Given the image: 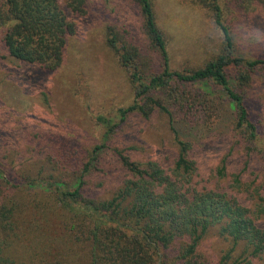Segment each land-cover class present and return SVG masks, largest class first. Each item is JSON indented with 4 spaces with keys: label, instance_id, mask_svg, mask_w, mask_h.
<instances>
[{
    "label": "trees",
    "instance_id": "trees-1",
    "mask_svg": "<svg viewBox=\"0 0 264 264\" xmlns=\"http://www.w3.org/2000/svg\"><path fill=\"white\" fill-rule=\"evenodd\" d=\"M87 1L2 0L0 25L5 27L2 40L7 54L44 70L57 68L62 63L67 39L75 31L63 6L84 16L88 13ZM135 1L150 44L162 57V70L144 81L139 69V48L123 43L117 49L118 55L124 66L133 68L136 100L118 109V121L113 117L97 118L104 126L102 143L90 150L89 160L74 171L72 182L66 184L57 173L46 172L43 167L29 173L21 184L0 177V264H63L50 255L55 253L52 250L56 240L68 244L60 250L64 261L68 259L64 264H246L250 263V256L263 251L264 229L248 208L225 191L193 180L197 165L191 152L199 133L216 140L221 117L228 108L235 114L234 130L239 129L247 142L256 140V125L243 96L230 85L225 68L230 64L244 66L246 71L238 73V80L240 85H246L251 73L264 67V57L246 59L235 55L233 36L222 19L221 8L217 0H208L213 21L223 35V50L201 67L173 70L151 0ZM248 1L264 6V0ZM111 35L109 46L116 48L115 34ZM208 81L222 90L225 104L214 102L210 91L201 93L197 89ZM154 113L168 119L176 148L172 166L134 159L124 148L117 147L112 151L118 163H100L110 137L129 116L150 118ZM194 130L198 132L195 138ZM7 151L14 162L13 155L16 157L18 152ZM5 168L0 163V175L6 173ZM224 168L221 165L219 171ZM102 177L114 183L113 194L108 198L99 194L104 188ZM54 221L62 228L60 234L52 228ZM212 230L233 244L218 263L199 249ZM50 237L54 240L50 241ZM243 242L247 247L234 257L232 251ZM70 255L74 263H69Z\"/></svg>",
    "mask_w": 264,
    "mask_h": 264
},
{
    "label": "rangeland",
    "instance_id": "rangeland-1",
    "mask_svg": "<svg viewBox=\"0 0 264 264\" xmlns=\"http://www.w3.org/2000/svg\"><path fill=\"white\" fill-rule=\"evenodd\" d=\"M2 3L0 0V10ZM217 3L233 36L235 55L246 59L264 57V6L248 0ZM151 4L156 23L165 35L171 69L201 67L222 52L223 35L213 21L208 0H151ZM63 8L74 22L75 31L67 39L62 63L53 70L11 58L2 40L5 27L0 25V163L6 165V173L0 177L13 184L26 182L25 177L41 167L57 173L66 184L72 182L74 171L89 160L90 150L102 143L104 126L97 118L113 117L118 121V109L134 103L133 68L121 63L117 50L123 43L139 48V69L144 81L162 70V57L150 44L135 0H88V13L84 16ZM111 33L115 34L116 48L109 46ZM225 71L230 85L246 102L257 128L256 140L247 142L239 129L234 130L235 114L228 108L221 117L216 140L193 131L194 138L198 134L191 152L197 165L193 180L237 199L264 229V67L256 68L246 85H240L238 80V73L246 71L244 66L230 64ZM199 86L201 93L211 92L207 91L214 102H227L218 86L209 81ZM164 100L168 102L165 96ZM168 125L166 115L159 113L150 118L129 116L110 137L100 163H118L112 151L117 147L124 148L134 159L172 166L176 148ZM7 150L18 152L16 157L13 155L14 162ZM221 165L225 166L222 172ZM100 179L104 188L99 194L108 198L113 194L114 183ZM28 211L32 214V210ZM52 223L53 230L60 234V224ZM20 226L24 224L20 222ZM64 242L54 241L55 253L50 254L63 264L68 260L64 261L61 252L68 245ZM244 246L247 247L245 242L238 243L233 256L243 253ZM232 247L230 239L212 230L199 249L218 263ZM72 255L69 263H74ZM250 258L246 264H264V249Z\"/></svg>",
    "mask_w": 264,
    "mask_h": 264
}]
</instances>
